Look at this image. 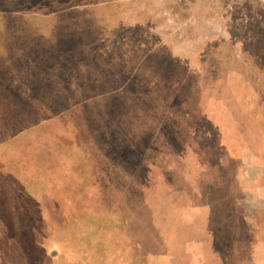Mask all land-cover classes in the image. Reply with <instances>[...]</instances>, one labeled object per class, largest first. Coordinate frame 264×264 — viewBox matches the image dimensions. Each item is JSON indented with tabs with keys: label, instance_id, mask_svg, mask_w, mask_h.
I'll use <instances>...</instances> for the list:
<instances>
[{
	"label": "rangeland",
	"instance_id": "374dc122",
	"mask_svg": "<svg viewBox=\"0 0 264 264\" xmlns=\"http://www.w3.org/2000/svg\"><path fill=\"white\" fill-rule=\"evenodd\" d=\"M0 264H264V0H0Z\"/></svg>",
	"mask_w": 264,
	"mask_h": 264
}]
</instances>
